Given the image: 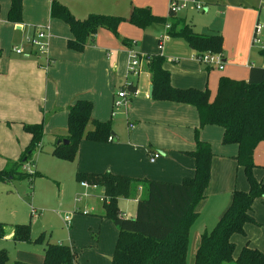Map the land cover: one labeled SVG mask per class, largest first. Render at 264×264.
I'll return each mask as SVG.
<instances>
[{"label":"crops","instance_id":"obj_1","mask_svg":"<svg viewBox=\"0 0 264 264\" xmlns=\"http://www.w3.org/2000/svg\"><path fill=\"white\" fill-rule=\"evenodd\" d=\"M60 1L67 5L75 17H83L92 12L105 11L103 8L108 7L109 0L87 3L73 0L71 5L67 1ZM96 2L100 4L95 5ZM130 2H113L109 12L116 13L121 8L125 13H120L127 17L133 5L145 4L154 13L165 15L168 11L166 0ZM9 6L10 0H0V120L25 125L42 123L41 146L43 141L52 146L56 138L66 135L68 107L77 100L90 103L92 119L110 121L112 140L80 141L76 159L73 160L75 174L78 170L98 173L108 171L172 183H178L193 174L194 161L186 152L195 147L194 129L199 123L196 109L185 103L152 99L148 95L149 87L152 86L151 78L141 61L138 75L127 72L129 50L142 55L160 52L165 58L164 67L169 71L172 86L208 88L211 98L220 76L245 80L249 67L254 66L250 61V43L254 26L256 22L259 24L260 9L252 4H224L219 9L221 18L215 29L222 36L224 66L221 70L212 69L192 58L194 51L184 40L185 46L179 42L180 38L170 37L177 41L176 44L156 46L154 37L163 32V27L157 24L141 29L131 24L132 28H129L124 24L127 21L121 22L117 31L120 36L133 41L130 45L123 44L109 30L100 28L87 40L83 49L77 51L67 46L71 38L68 25L50 16V0H21V20L18 22L7 19ZM38 26L48 28L47 46L43 52L30 49L24 41L25 36L32 34ZM13 47L20 48L22 53L14 52ZM128 84H132L135 91L128 94L124 104L114 107L116 93ZM129 123L133 126L129 127ZM92 126L88 122L86 129H92ZM222 131L219 126L205 125L198 133L199 139L210 145L213 156L204 198L195 206L196 216L190 225L194 233L193 252L199 235L210 230L229 205L232 191H246L236 188L243 187L235 177L237 169L234 170L239 168L233 158L237 153V145L223 144ZM26 135L22 137L17 151L28 144L30 135ZM154 152L159 153V156L151 162L149 155ZM253 161L256 164L253 168L254 177L259 178L264 174V141L254 148ZM87 189H95L102 197L100 187ZM138 196L139 193L129 198L117 197V206L123 216H134L135 207L126 213L121 209L126 208L127 203H135ZM99 207L98 216L103 210L100 204ZM253 212L252 203V219ZM10 235L8 232L6 237ZM246 242L249 243L247 238L241 247ZM263 245V242L255 246L249 243V246L264 252Z\"/></svg>","mask_w":264,"mask_h":264},{"label":"trees","instance_id":"obj_2","mask_svg":"<svg viewBox=\"0 0 264 264\" xmlns=\"http://www.w3.org/2000/svg\"><path fill=\"white\" fill-rule=\"evenodd\" d=\"M21 0H10L7 19L10 22L21 20ZM51 17L64 21L70 30L67 41L70 49L80 51L87 40L100 28L112 32L125 45H130L126 37L119 35L118 25L127 21L138 28L152 25L168 26L165 33L172 38L183 39L194 51L201 55L211 51L221 53L222 36L218 33L201 34L168 7L166 16L152 13L148 6H135L127 17L103 13H89L84 18H76L68 7L58 0H50ZM257 23V22H256ZM161 38L157 40L158 44ZM264 57V48L259 51ZM1 55V48H0ZM141 63L150 75L154 100H167L193 106L198 114V127L194 129V149L186 152L194 161V171L190 177L178 183L135 178L104 172H77L76 181L87 182L102 189V214L117 230V238L110 264H185L188 244V231L195 216V206L204 198V191L210 179L212 152L210 145L199 139V129L205 125L222 128V143L236 144L234 155L236 165L243 168L249 191L234 189L227 208L215 225L199 235L193 254L192 264H264V252L249 246L246 242L237 255H234L233 234L244 235V225L252 222L251 206L256 198L264 196V183L253 175L256 164L253 150L264 141V66H250L247 79H233L220 76L214 96L210 97L208 88H180L170 83V74L164 67L162 54H139ZM125 87L134 92L135 87ZM88 122L92 129H86ZM25 131L30 140L15 160H6L0 169V183L12 179L30 178L38 172L25 166L32 151L41 146L42 123L27 124ZM111 137V139H109ZM63 139L67 143H62ZM82 139L92 142H105L113 139L110 121H98L90 116V103L77 100L68 107L67 133L59 136L52 152L64 160L73 161ZM25 171H24V170ZM139 196L135 202L133 217H125L117 206V197ZM28 225L20 224L11 230L14 241H29ZM0 223V239L8 234ZM43 264H77V254L69 246L46 243L43 250ZM0 264H29L20 261L9 262L6 250L0 249Z\"/></svg>","mask_w":264,"mask_h":264},{"label":"rangeland","instance_id":"obj_3","mask_svg":"<svg viewBox=\"0 0 264 264\" xmlns=\"http://www.w3.org/2000/svg\"><path fill=\"white\" fill-rule=\"evenodd\" d=\"M64 1L71 5L73 0ZM77 1L87 3L95 0ZM122 1L126 4L131 3L130 0H109L108 7L103 8L105 11L94 13L126 17V14L120 13H125V10L121 8L117 10L119 12H109L113 2L120 3ZM171 1L173 0H166V7H169ZM177 2L178 4L185 3L186 7H176L175 15L184 18L193 30L201 34L218 33L221 35L215 29V26L220 22L219 9L224 4L240 3L248 6L252 4L255 8H259L258 21L261 26L259 37L261 42H252V35L250 61L254 63V66L264 65V57L259 54V51L264 48V0H177ZM196 3L200 5L201 9L197 10L195 8ZM217 3H220L221 6ZM94 4L99 5L100 2ZM152 13L159 16L167 15V13L161 15L153 11ZM86 16L76 17L81 19ZM124 24L132 28L129 23ZM162 27L163 32L154 37L155 45L158 46L157 40L159 38L162 39L161 44H176V40L171 39L169 35H165V26ZM182 40H179V42H182L185 46L186 43ZM211 68L213 69V67ZM24 126L25 124L22 123L0 120V169L4 168L7 159H17L20 151L24 149L17 151L22 137L28 136ZM53 142L55 143V141ZM52 146L43 141L42 149L36 147L32 151L28 163L33 164L31 169L38 172L37 175L31 178L32 182H30V178L23 177L22 179H12L6 183H0V223L5 227V231L7 233L11 232L14 227L20 224L29 227V241H14L11 234L9 237L0 239V249L6 250L9 262L20 261L29 264H43V250L46 243L62 244L75 250L77 264H110L117 231L110 219L97 214L102 197L95 192V189L80 187L74 173L75 160L62 159L52 152ZM235 169H237L235 177L243 185V187L236 186V188L249 191V184L243 168L236 167ZM78 172L80 171L78 170ZM255 179L264 183V174ZM83 192H85V195L77 200L76 195ZM126 206V208L121 209L125 213L133 211L135 203H127ZM32 207L35 208V213L31 212ZM253 208V221L245 224V234L232 235L234 255L238 253L245 238L253 246L261 242L264 243V196L253 201ZM65 215L70 217L68 222L64 221ZM193 240L194 233L190 228L185 264H192L193 262V247L195 245Z\"/></svg>","mask_w":264,"mask_h":264},{"label":"built area","instance_id":"obj_4","mask_svg":"<svg viewBox=\"0 0 264 264\" xmlns=\"http://www.w3.org/2000/svg\"><path fill=\"white\" fill-rule=\"evenodd\" d=\"M169 6L175 12L176 7L177 8H184V7H186V4L185 3L178 4V2L176 0H173L170 2ZM195 8L197 10L201 9L200 5L197 3L195 4ZM167 27L168 26L166 25L165 28H167ZM47 29L48 28L46 26H38V27L34 28L33 33L25 36V38H24V41L27 44V46L30 49H35L38 52H43L47 46V42H46V38H47L46 30ZM260 33H261V26L258 23H256L254 26L252 42H254V41L261 42L260 38H259ZM165 35H167V34L165 33ZM158 46H161V42H160V44H158ZM12 49L14 52H16L18 54L22 53L21 49L18 47H13ZM128 57H129V60H128L127 72L129 74H132V75H138L139 71H140L138 68L140 65V58L138 57L137 53L132 51V50H129V56ZM192 58H194L195 60H197L200 63H203L207 66L216 68L218 70L223 69V66H224V61L222 59L221 53H214L211 51H207V52L202 53L201 55L193 54ZM129 93H131V92H129V90H127L125 87H121L118 90V92L116 93V98L114 99V102H113L114 107L115 106L117 107V106L124 104ZM128 125H129V127L133 126L132 123H129ZM109 139H111V137H109ZM158 156H159V153L154 152V153L149 155V160L151 162H153ZM24 168L28 172L31 171V168L29 166H25ZM80 186L82 188H87V187L88 188L89 187L90 188H96L95 185L88 184L87 182H84V181L80 182ZM84 195H85V192L79 193L76 195V199L79 200ZM31 212L32 213L36 212L34 207L31 208ZM69 219H70L69 215L64 216V221L68 222Z\"/></svg>","mask_w":264,"mask_h":264},{"label":"water","instance_id":"obj_5","mask_svg":"<svg viewBox=\"0 0 264 264\" xmlns=\"http://www.w3.org/2000/svg\"><path fill=\"white\" fill-rule=\"evenodd\" d=\"M151 90H152V86L149 87V91H148V95L149 96L151 95ZM61 142L62 143H67V140L66 139H63ZM57 143H59V140L57 141Z\"/></svg>","mask_w":264,"mask_h":264}]
</instances>
